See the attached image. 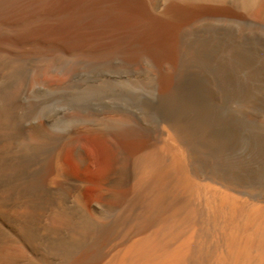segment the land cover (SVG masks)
I'll return each mask as SVG.
<instances>
[{"label":"bare ground","instance_id":"obj_1","mask_svg":"<svg viewBox=\"0 0 264 264\" xmlns=\"http://www.w3.org/2000/svg\"><path fill=\"white\" fill-rule=\"evenodd\" d=\"M0 264H264V0H0Z\"/></svg>","mask_w":264,"mask_h":264},{"label":"rangeland","instance_id":"obj_2","mask_svg":"<svg viewBox=\"0 0 264 264\" xmlns=\"http://www.w3.org/2000/svg\"><path fill=\"white\" fill-rule=\"evenodd\" d=\"M57 22V23H56ZM50 24V25H49ZM48 25H45L44 27H43V32H40L39 34L40 35H42L43 37H48V38H52V37H54V39H59V37L61 36V38H64L66 35H69L70 33V31L69 32H67L68 30H65V29H63L64 31H62V32H60V34L58 33V32H50L51 30H55L56 28H60L59 27V25L60 24H62V22H59L58 20H55V21H53L52 23L50 22ZM53 24H55V25H53ZM53 26V27H52ZM46 30V31H45ZM82 30V32H84L85 31V33H83V34H86L87 36H95L97 33L94 31V29H91V28H84L83 27V29H81ZM89 30H91V31H89ZM46 32V33H45ZM43 33V34H42ZM64 33V34H63ZM77 34H78V32H76ZM81 33V32H80ZM90 33V34H89ZM61 34H63V36L61 35ZM82 34V33H81ZM48 35V36H47ZM97 36V35H96ZM99 37H101V36H104V33L103 34H100V35H98Z\"/></svg>","mask_w":264,"mask_h":264}]
</instances>
